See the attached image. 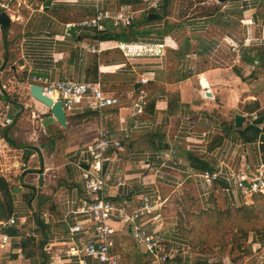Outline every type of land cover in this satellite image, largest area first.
<instances>
[{
	"label": "crops",
	"instance_id": "crops-1",
	"mask_svg": "<svg viewBox=\"0 0 264 264\" xmlns=\"http://www.w3.org/2000/svg\"><path fill=\"white\" fill-rule=\"evenodd\" d=\"M46 1L0 0V14L10 19L8 25L0 24V82L8 83L11 94L1 101L11 104L8 115L13 118L7 126L0 123V154L8 158L10 150L21 151L25 159L3 160L9 171L20 164L27 167L17 179L8 172L2 176L12 188L20 234H10L11 243L0 247V264H99L84 251L92 233L81 209L91 198L82 167L93 168L97 162L87 144L101 129L119 134L124 144L105 154L108 160L100 173L125 179L118 185L110 178L105 197L130 208L144 195L158 193L164 200L162 219L145 224L148 232L163 230L168 249L177 252L163 264H264V233L247 232L242 254L249 253L244 258L208 253L182 234L181 214L171 209V196L180 191L191 192V214L254 202V194L243 193L232 181L221 178L210 185L201 172L256 170L264 160V144L258 143L264 141V120L250 125L264 115V0H217L215 10L191 15L179 9L181 0H163L159 10L149 12L143 0H51L45 8ZM126 6L137 14L131 25L116 26L111 19L102 22L103 28L80 25L99 9L119 11ZM152 13L157 17L151 18ZM135 41L166 42L164 60L137 59L125 65L117 45ZM142 77L150 80L141 82ZM56 79L101 81L106 94L119 103L101 111L66 113V126L56 119L44 126L49 108L32 96L28 85ZM17 95H25L24 106ZM236 114L246 118L241 126L235 124ZM121 117L129 125L135 118L149 125L124 133ZM252 126L261 130L253 140L246 130ZM6 133L16 144L46 135L49 141L29 152L26 145L14 147ZM147 134L154 142L146 141ZM36 154L42 155L40 168L46 169L43 185L39 168L30 165ZM37 210L45 230L33 221ZM1 221L0 232H7ZM77 223L84 229L72 236L70 228ZM115 227L114 251L121 264H150L154 256L135 244L129 227Z\"/></svg>",
	"mask_w": 264,
	"mask_h": 264
},
{
	"label": "built area",
	"instance_id": "built-area-1",
	"mask_svg": "<svg viewBox=\"0 0 264 264\" xmlns=\"http://www.w3.org/2000/svg\"><path fill=\"white\" fill-rule=\"evenodd\" d=\"M101 0H96L98 3ZM146 12L157 11L161 8L163 0H143ZM6 8L7 5L4 4ZM135 10L130 6H126L122 10H102L99 9L95 16L80 22L83 26H96L103 28L102 22L111 19L116 26L131 25L136 18ZM118 48L124 53L127 63L140 60H156L161 62L166 56V42H119ZM96 51L95 48H91ZM121 65H119L120 67ZM149 77H142L141 82H148ZM34 83V82H30ZM28 85V90L29 86ZM43 86V93L51 96L55 100H62L63 108L66 113L75 112L81 109H91L101 111L109 106L119 103L116 97L106 94L101 81H77V80H46L40 84ZM10 91L8 83L0 82V123L7 126L13 123V118L8 115L10 103L2 104V96ZM123 123L121 130L128 133L132 129L140 127H148L147 121L135 118L132 125L125 117H121ZM205 136V133H203ZM2 141H4L1 138ZM260 146L264 144L263 140H258ZM124 146L123 138L117 133L107 129H101L98 135L87 144V150L92 154L94 160H97L93 168L82 167V177L85 183L87 193L91 196L89 201L83 205L81 212L87 215L91 222L90 229L92 233L91 240L84 247L86 254L95 258L99 264H121L120 256L115 250L114 234L116 231L115 223L122 226H128L131 236L138 246L145 247L153 256L154 259L150 264H163L170 257L176 255L174 248L168 249V238L163 230L155 229L148 232L145 224L152 220L162 219V210L164 200L157 193L156 196L144 195L141 198L140 204L135 208H130L125 203H120L116 199L105 197V187L108 185L110 178H114L113 182L118 185L125 184V179H122L115 174L105 176L101 174L104 162L108 160L105 156L109 149H122ZM5 154V153H4ZM6 157L0 154V177L5 176L9 170ZM4 159V160H3ZM202 178L208 184L212 185L216 180L225 178L232 181L236 188L243 193L262 194L264 195V160L257 166L256 170L249 169H234L229 168L224 171L222 168L207 169L201 172ZM18 217L12 215L7 220H2L3 226L16 225ZM84 225L77 223L70 228V233L74 234L82 231ZM12 236L7 232H0V247H5L11 243ZM80 264H88L84 260Z\"/></svg>",
	"mask_w": 264,
	"mask_h": 264
},
{
	"label": "rangeland",
	"instance_id": "rangeland-1",
	"mask_svg": "<svg viewBox=\"0 0 264 264\" xmlns=\"http://www.w3.org/2000/svg\"><path fill=\"white\" fill-rule=\"evenodd\" d=\"M213 3H218L217 0H181L177 3L179 9L182 11L186 10L188 13L191 15V13L194 12H209L211 10H215L217 8V5H213ZM17 100L19 102H26L25 95L21 97V95H17ZM21 97V98H20ZM24 106V104H23ZM28 109L30 108L27 107ZM20 144L26 145L27 148H29V152L36 151L37 148L34 147V145H37L39 147H44L46 145L45 142L49 141V137L46 136H40L38 140H29L28 139H21ZM19 150V149H18ZM47 150L49 151L50 148L47 147ZM26 151V149H25ZM9 157L5 158L8 159V161H13L16 159L23 160L26 157V154L24 155L21 151H16V150H10L8 152ZM31 154V153H30ZM41 159H43L42 155L36 154L35 157V163L31 162L30 165L32 166H37L38 168L41 167ZM19 167L16 168H11V171L8 170L9 175L11 178L17 179L21 173H26L24 169L27 167L20 164L18 165ZM46 169L43 168V171ZM48 176L50 174V171L48 170ZM7 173V174H8ZM25 179V178H24ZM29 181V178L26 179ZM181 192V191H180ZM175 193V195L171 196L172 201H171V209L173 211H177L179 214H181V223H182V228L185 233L189 234V238L191 240H194L196 242V248L202 250H205V252L208 253H214V252H226V253H231L232 256H242L244 258L245 255H247L246 252L242 254V252H245L244 249L242 248V240L243 237L241 236L242 233L239 232V234L235 237L234 235L230 234L232 232H238V225L235 220H233L235 217L233 216L232 219L228 218L224 222L219 223L216 225L215 229H213L212 226H209L205 228L203 231L200 230L199 226H195V216H191V210L193 209V206L195 205V202H192L191 200V192L186 193L182 192ZM29 195V194H28ZM221 210V211H226ZM192 227L194 228L192 230ZM212 227V228H211ZM201 228L202 225H201ZM235 237V238H233ZM52 256V254L50 255ZM238 261H243L242 258L238 259Z\"/></svg>",
	"mask_w": 264,
	"mask_h": 264
},
{
	"label": "trees",
	"instance_id": "trees-1",
	"mask_svg": "<svg viewBox=\"0 0 264 264\" xmlns=\"http://www.w3.org/2000/svg\"><path fill=\"white\" fill-rule=\"evenodd\" d=\"M168 2L169 0H167L166 3ZM246 130L251 131V135L249 139L252 140L256 139L261 132L258 126L249 127ZM5 137L14 147L23 148V149L25 148V145L16 144L12 139H10L7 133L5 134ZM145 138L147 139L146 140L147 142H154L155 140V137L151 134H147ZM25 149L26 151H29L27 148ZM33 195L34 193L30 195V198L33 197ZM25 198L30 199L28 194L25 195ZM13 214H14V204H13L12 188L8 180L1 176L0 177V220H6ZM192 216L196 217L195 226H199L200 230L202 229L201 231L207 228L209 224H210L209 226L213 227L212 230H214L217 224L224 222L228 218L232 219V217L234 216L235 218L233 220L237 222L239 228H237L238 232L235 233L232 232L230 234L234 235L235 237L239 234V232L242 233L241 235L242 237H244L249 231H255L257 233L263 234L264 233V195L257 193L254 194V202L250 205L227 208L226 211L211 209L206 212H201L200 214H192ZM33 221L39 227H43L44 230L47 228L46 222L41 217L40 210H37L34 213ZM201 225L203 228H201ZM180 229L182 234L186 238H188L195 246L196 242L194 240H191L189 238V234L183 231L181 221H180ZM193 229L194 228L192 227V230ZM6 231L11 235L20 234L17 224L12 226H6Z\"/></svg>",
	"mask_w": 264,
	"mask_h": 264
},
{
	"label": "water",
	"instance_id": "water-1",
	"mask_svg": "<svg viewBox=\"0 0 264 264\" xmlns=\"http://www.w3.org/2000/svg\"><path fill=\"white\" fill-rule=\"evenodd\" d=\"M219 2H225L226 0H218ZM51 4V0H47L45 3V8H47ZM158 14L152 13L150 15L151 18L157 17ZM10 22L9 16L3 12L0 14V24L3 26L8 25ZM32 76H41V74L37 72H32ZM30 92L32 96L42 103H44L49 108V115L46 120L43 122L44 126H47L49 123L53 122L55 119L59 121L63 126L67 125V114L65 109L63 108L62 100H55L51 96H47L43 93V86L38 83H31L29 86ZM245 116L242 114H236L235 116V124L236 126H241L243 121L245 120ZM264 120V115L256 117L252 120L250 125H257L261 121ZM37 172L40 174V184L43 185L44 177H43V168H39Z\"/></svg>",
	"mask_w": 264,
	"mask_h": 264
}]
</instances>
